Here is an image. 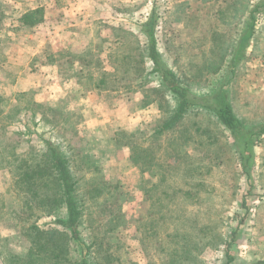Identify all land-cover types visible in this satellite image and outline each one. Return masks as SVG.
Instances as JSON below:
<instances>
[{
  "label": "rangeland",
  "instance_id": "obj_1",
  "mask_svg": "<svg viewBox=\"0 0 264 264\" xmlns=\"http://www.w3.org/2000/svg\"><path fill=\"white\" fill-rule=\"evenodd\" d=\"M259 1L0 0V152L40 156L50 140L68 156L83 232L117 259L95 252L96 264H224L225 249L226 264L264 260V136L248 179L212 112L190 110L159 134L173 98L155 74L138 78L151 68L140 25L155 9L157 48L181 82L203 95L232 70L234 113L249 128L264 122V5L231 61ZM72 4L85 12L68 14ZM37 6L42 21L22 25ZM103 72L119 91L96 86ZM10 174L0 170V264H30L27 227L57 209L15 200ZM24 201L36 210L16 219Z\"/></svg>",
  "mask_w": 264,
  "mask_h": 264
},
{
  "label": "trees",
  "instance_id": "obj_2",
  "mask_svg": "<svg viewBox=\"0 0 264 264\" xmlns=\"http://www.w3.org/2000/svg\"><path fill=\"white\" fill-rule=\"evenodd\" d=\"M259 5H264V0H260L249 12L247 27L240 36L235 54L232 56V66L239 61L245 42L253 35ZM42 19L43 9L40 6L26 10L19 17L21 24L28 26L38 24ZM156 25L157 13L155 9H152L146 20L140 25L146 40L145 59L150 62L151 68L142 75L139 73L138 78L155 74L162 86L161 90L167 91L173 98L174 106L171 114L167 115L157 132L160 134L165 129H170L190 110L205 109L212 112L229 132L240 159L242 173L249 179L255 155L253 147L260 142L264 135V122L249 128L234 113L227 95V86L232 70H229L223 81L207 94H197L184 85L158 51L155 36ZM137 61H142V59ZM138 70L137 67V72ZM109 76H111L109 73L103 72L96 86L110 85V90L119 91L118 88H113V83L108 81ZM114 77L112 82L115 83L117 76ZM160 108L164 112L167 111L161 105ZM0 126L4 127L1 124ZM44 143L46 148L40 156L31 155L28 158L20 155L15 156L12 144L9 150L0 152V170L10 172L12 182L18 188L15 200H20V192H22L23 196L26 194L35 198L37 202L35 205H41L43 209H57L48 222L40 223V225L33 223L27 227V236L30 237L31 243L29 252L36 254V258L31 257L27 263L96 264L97 252H103L104 258L102 259L105 262H110V259L117 260L114 252L101 250L103 244L99 236L94 235L91 240L85 236L83 232L85 204L79 200L78 184L70 171L68 156L54 142L44 140ZM10 156L13 161L8 158ZM31 159L33 162L28 163V160ZM93 190L97 193L102 191L101 187H96ZM2 206L3 203H0V213ZM17 210L19 213L15 214L16 219L25 220L26 215H32L31 211L35 212L36 209L32 207V204L24 201L23 205H18ZM39 217V215L36 216V218ZM44 224H47L45 226L48 227L45 228ZM224 256L226 258L224 264L234 260L228 249H225ZM251 264H264V260H257Z\"/></svg>",
  "mask_w": 264,
  "mask_h": 264
},
{
  "label": "crops",
  "instance_id": "obj_3",
  "mask_svg": "<svg viewBox=\"0 0 264 264\" xmlns=\"http://www.w3.org/2000/svg\"><path fill=\"white\" fill-rule=\"evenodd\" d=\"M78 1H80V0H78ZM75 6H73V4L71 5V6H69L68 8H65L64 10H66V9H68V14L70 13V14H72L73 13V11L75 10L76 11V14L78 13L79 15H82V13H84L85 11H82L81 9H79L80 7H76V8H74ZM173 7V6H172ZM175 7H177V6H175ZM78 9V10H77ZM176 9V8H175ZM174 11H176V10H174ZM180 12H183L184 10H183V7H181V9L179 10ZM115 12H118V11H115ZM74 14H75V12H74ZM177 18V17H176ZM182 20H183V18H181V17H179L178 18V20H176V21H178V22H182ZM75 25H78L77 23H75ZM157 26V25H156ZM159 51V50H158ZM264 136V135H263Z\"/></svg>",
  "mask_w": 264,
  "mask_h": 264
}]
</instances>
